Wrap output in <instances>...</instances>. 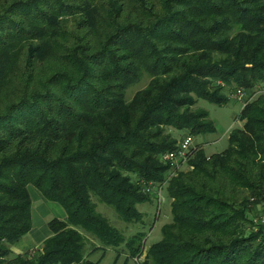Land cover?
Here are the masks:
<instances>
[{"label": "trees", "instance_id": "trees-1", "mask_svg": "<svg viewBox=\"0 0 264 264\" xmlns=\"http://www.w3.org/2000/svg\"><path fill=\"white\" fill-rule=\"evenodd\" d=\"M216 80L264 83V0H0V264H99L84 234L139 257L144 233L126 238L93 197L141 222V181L163 183L178 143L169 129L216 131L194 108L227 102ZM239 120L224 151L198 150L170 180L171 221L142 264H264L248 212L264 203V93ZM29 186L67 216L37 256H14L33 228Z\"/></svg>", "mask_w": 264, "mask_h": 264}, {"label": "rangeland", "instance_id": "rangeland-1", "mask_svg": "<svg viewBox=\"0 0 264 264\" xmlns=\"http://www.w3.org/2000/svg\"><path fill=\"white\" fill-rule=\"evenodd\" d=\"M147 83V80H143L142 82L131 86L127 90V97L131 99L133 95L140 89H142ZM226 84V83H225ZM227 85V84H226ZM264 83L256 85L257 87L263 86ZM230 86V85H227ZM233 87V86H230ZM255 88V86H254ZM220 95H225L228 100L224 104H216L210 102L206 99H199L197 104L195 105V109L200 108L208 112L210 119L214 122L216 126V131L214 133H206L194 136V144L192 146V151L189 154L190 159L186 165H184L176 175L168 176V173L165 174V181H168L161 190L162 200H158V197L153 194L152 199L147 202H143L137 205L138 210L142 213L143 220L138 223H126L123 221L116 210L105 203L99 201L98 198L93 197L94 202L97 205V209L100 213H102L110 222V224L118 229L122 234L126 236V238H131L133 235L138 232H143L145 237L143 241V246L141 247V255L136 257L135 259H128L127 264H142L145 261V255L147 249L154 243L160 241L162 239V231L161 228L164 224L171 221V200L167 193V187L172 178L176 177L181 172H189L193 169L191 163V159H193V155L200 149H203L207 156H210L215 153H220L224 151L229 145V134L234 128H240L243 126V123L239 120V114L243 108V103L238 100H233L229 98V93L231 92L228 89L221 88ZM253 89V88H252ZM223 92V93H222ZM263 94V93H261ZM260 96L258 94L252 100ZM170 134L177 142L182 140L188 133L189 130L184 129L183 131H177L176 129H169ZM178 144V143H177ZM152 182V181H150ZM154 183V182H153ZM159 187L162 184H157ZM29 192L32 196L33 201V210L36 208L38 202L35 201V195L41 194L35 187L29 186ZM160 189L157 188L156 192ZM43 202H48L49 204H55L54 202L48 201L44 199L41 195ZM252 199V198H251ZM57 205V204H56ZM51 206V205H50ZM62 208L60 205H57ZM63 209V208H62ZM248 212L249 218H252L253 223L257 226L259 224L264 225V203H255L254 199L250 200L248 203ZM49 221L52 219H58L57 216L53 214H48ZM33 224L34 219H33ZM252 225V224H251ZM255 226V227H256ZM36 222V229L38 228ZM42 232L39 229L40 237L45 235V233L51 232L48 227V222L45 226H43ZM86 237V246H85V256L89 260L92 261H100L99 264H124L128 257V249L125 244L121 245L118 248H106L103 249V244L94 236L90 234H84ZM29 236H25L22 240H26ZM41 249V248H40ZM34 250L31 252H24L22 254L28 253L30 257H35L38 255L39 250ZM14 256L16 254L13 253ZM13 257V256H12Z\"/></svg>", "mask_w": 264, "mask_h": 264}, {"label": "built area", "instance_id": "built-area-1", "mask_svg": "<svg viewBox=\"0 0 264 264\" xmlns=\"http://www.w3.org/2000/svg\"><path fill=\"white\" fill-rule=\"evenodd\" d=\"M216 85H218L220 88H225L230 90L229 98L230 99H236L241 100L244 103V106H246L255 96L258 94L264 93V85L261 87L255 86L253 89H246V88H235L227 86L223 81L216 80ZM194 144V136L191 134H187L182 140H180L176 146V148L172 151H168L164 153L161 156V160L166 164L170 166V169L168 170V176L176 175L178 171L188 163L190 156L189 154L192 151V146ZM168 181H165L164 184L157 187V185L153 182H145L141 181L142 184V191L145 193H149L151 195L155 194L158 197V200H162L161 190L163 186ZM160 189L158 192L156 190Z\"/></svg>", "mask_w": 264, "mask_h": 264}, {"label": "crops", "instance_id": "crops-1", "mask_svg": "<svg viewBox=\"0 0 264 264\" xmlns=\"http://www.w3.org/2000/svg\"><path fill=\"white\" fill-rule=\"evenodd\" d=\"M233 100H236V99H233ZM238 101H241V100H238ZM243 107H244V103H243ZM40 195L42 196V194ZM40 195L39 194L35 195V201L38 202V204L36 205V208L33 210V219H34L35 226L33 224V228L28 234L29 237L26 240H21L20 242H18L12 247V251L16 255H20L27 251L31 252V251L40 249L42 247L43 242L48 237L51 236V232L45 233V235H43L42 237H40V233H39V229L42 232L44 228L43 226H45L47 222L49 221L48 219L49 217H47L48 214L51 215L54 213L58 219L60 220L66 219L67 214L64 209L57 206L59 204L57 203L49 204L48 202L45 203L43 202ZM36 222L39 227V228L37 227L38 228L37 230H35Z\"/></svg>", "mask_w": 264, "mask_h": 264}]
</instances>
